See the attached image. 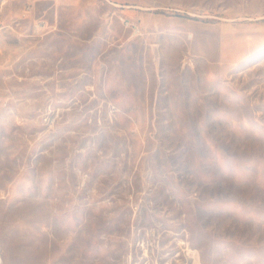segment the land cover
Segmentation results:
<instances>
[{
  "label": "rangeland",
  "instance_id": "obj_1",
  "mask_svg": "<svg viewBox=\"0 0 264 264\" xmlns=\"http://www.w3.org/2000/svg\"><path fill=\"white\" fill-rule=\"evenodd\" d=\"M0 264H264V0H0Z\"/></svg>",
  "mask_w": 264,
  "mask_h": 264
}]
</instances>
